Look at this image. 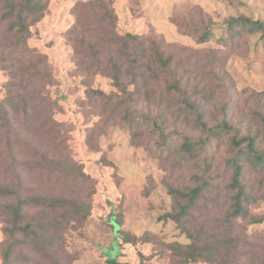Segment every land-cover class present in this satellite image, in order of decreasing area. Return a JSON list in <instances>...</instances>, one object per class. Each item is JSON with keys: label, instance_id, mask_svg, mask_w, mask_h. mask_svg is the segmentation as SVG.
Wrapping results in <instances>:
<instances>
[{"label": "rangeland", "instance_id": "1", "mask_svg": "<svg viewBox=\"0 0 264 264\" xmlns=\"http://www.w3.org/2000/svg\"><path fill=\"white\" fill-rule=\"evenodd\" d=\"M90 1L49 0L23 47L6 40L0 25V101L32 98L35 111L15 117L18 139L12 137L7 144L0 133V187L19 185L23 197H80L91 207L90 217L63 232L48 252L26 246L14 258L17 264H106L107 256L117 254L112 251L116 242L123 264H178L169 246L191 239L176 222L162 219L173 210L169 188L191 189L205 178L209 192L184 222L193 234L201 229L221 234L218 220L229 206L224 171L232 148L223 144L195 162L183 161L169 150L179 143L174 133L197 132L175 101L156 106L140 99L134 111L147 119L131 127L112 105L89 92L119 94L113 81L92 66L83 44L89 39L87 24L94 22L85 7ZM115 9L119 34L165 41L170 52H178V74H185L199 92L204 87L210 91L208 97L203 91L193 95L197 107L207 112L209 126L226 119L238 139L258 130L260 114L264 116V39L255 34L238 46L220 40L229 18L247 16L264 23V0H116ZM202 23L214 25V37L198 44L191 33ZM159 113L165 135L173 138L165 149L155 129ZM65 164L72 169L67 176ZM207 165L210 171L204 174ZM81 170L90 177L85 184L74 180ZM261 178L264 173H253L249 183L255 186ZM10 201L0 197V205ZM114 211L126 233L149 242L123 244L109 225ZM250 211L264 216V200ZM4 227L0 217V264ZM229 235L236 240L234 247L220 249L212 264H263L264 222L250 225L240 219Z\"/></svg>", "mask_w": 264, "mask_h": 264}, {"label": "trees", "instance_id": "2", "mask_svg": "<svg viewBox=\"0 0 264 264\" xmlns=\"http://www.w3.org/2000/svg\"><path fill=\"white\" fill-rule=\"evenodd\" d=\"M115 1L91 0L85 5L94 22L87 24L86 33L89 39L83 40V44L89 48L92 66L104 72L113 81V86L119 94L107 95L100 90L89 92L105 100L107 105H112L114 112L121 114L131 127L139 120L147 119L134 111L140 99H146L156 106L175 101L181 115L194 122V130L197 132V136L193 135L194 133H174L179 143L169 150H173L183 161L195 162L209 149H216L223 144L232 148V156L226 161L228 165L224 171V177L227 176L224 192L229 206L225 216L218 220L223 229L221 234L207 232L204 229L193 234L187 228L188 222H184L197 209L198 201L205 192H209V183L202 177L198 179L194 188L183 190L169 188L173 198V210L162 218L176 222L191 239L189 244L175 242L169 246L178 257V264H212L216 261L220 249L224 247L228 250L234 247L236 240L229 234L236 227L238 220H245L250 225L264 222V216H254L250 211L251 206L264 200V178L255 186L249 183V177L253 173H264V116L260 114L258 130L241 139H238L235 128L226 119L209 126L205 115L207 112L197 107L193 95L203 91L207 96L210 91L207 92L204 87L199 92L196 86L185 78V74H178L180 69L178 52H170V46L165 41L132 33L119 34ZM48 6L49 0H0V25L5 27V39L13 41L18 47L26 45L33 35L32 27L42 20ZM224 24L227 33L220 40L224 44L238 46L239 42L255 34H260V39H264V23L259 20L238 16L229 18ZM213 27L212 24L204 23L194 25L191 35L196 37L198 44H204L214 37ZM158 89L162 90L161 95L158 94ZM31 102L33 103L32 98L17 99L13 96L0 101V133L1 139L7 141V144L12 137L18 139L15 117L21 112L27 116L30 112H35ZM162 119L163 115L159 113L155 129L162 136L161 146L165 149L173 138L171 134L165 135L159 122ZM64 167L63 173L67 176L72 169L67 164ZM209 171L207 165L204 174ZM74 180L85 184L89 182L90 177L81 170ZM21 189L19 185L0 187V197L13 199L0 205V217L5 220L4 264H17L15 254L26 246L41 253L48 252L55 240L62 238L63 232L69 231L91 215L90 205L80 197L61 195L23 197ZM31 210H35V213L31 214ZM121 224L119 214L114 211L109 225L114 228L116 236L123 244L137 246L149 242L145 236L126 233ZM112 251H116L117 254L113 258L107 256L106 264H123L118 260L119 246L116 242L112 246Z\"/></svg>", "mask_w": 264, "mask_h": 264}]
</instances>
